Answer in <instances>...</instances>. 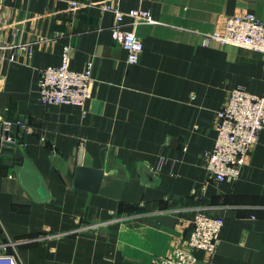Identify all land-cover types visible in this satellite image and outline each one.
I'll return each mask as SVG.
<instances>
[{
  "label": "crops",
  "instance_id": "0c3cea01",
  "mask_svg": "<svg viewBox=\"0 0 264 264\" xmlns=\"http://www.w3.org/2000/svg\"><path fill=\"white\" fill-rule=\"evenodd\" d=\"M70 1L0 0V122L48 196L34 201L0 148L6 251L16 264H152L187 247L200 208L224 222L213 254L195 250L197 264H264V128L234 182L205 168L230 90L264 94V53L203 41L229 15L264 21V0ZM106 3L151 15L124 19L142 42L135 64ZM65 50L70 69L91 64L83 106L40 98V70ZM79 160L87 170L77 174Z\"/></svg>",
  "mask_w": 264,
  "mask_h": 264
},
{
  "label": "built area",
  "instance_id": "2783aa9c",
  "mask_svg": "<svg viewBox=\"0 0 264 264\" xmlns=\"http://www.w3.org/2000/svg\"><path fill=\"white\" fill-rule=\"evenodd\" d=\"M80 4L79 1L71 0L69 7L75 10ZM99 7L113 12L112 36L125 50L126 61L129 64L137 63L142 42L134 31L123 27L124 19L126 16L131 17L133 24L151 22L150 13L140 8L121 11L107 3ZM203 41H216L264 53V21L251 12L229 15L222 28L205 33ZM68 61L65 50L60 64L48 65L40 70L38 88L43 103L85 104L93 81L91 64L77 71L69 68ZM4 124L11 126L12 122L5 120ZM16 124L22 123L17 121ZM263 128L264 94H253L240 86L231 89L225 103L216 111V136L212 148L206 152L205 168L209 176L219 182H234ZM223 222L222 216H212L197 208L191 220L187 247L176 245L167 255L155 257L152 264H197L195 250L213 254ZM5 246L6 243L0 242V264H16L15 257L6 251Z\"/></svg>",
  "mask_w": 264,
  "mask_h": 264
},
{
  "label": "water",
  "instance_id": "95a60500",
  "mask_svg": "<svg viewBox=\"0 0 264 264\" xmlns=\"http://www.w3.org/2000/svg\"><path fill=\"white\" fill-rule=\"evenodd\" d=\"M0 148L3 152L4 157L12 159L7 160L5 164L11 166L14 165L17 167V177L20 180L21 185L28 191L32 199L37 202L47 200L48 196H43L41 192L42 183L37 169L32 164V162L26 156H24L22 149L17 145V143H15V138L12 133L8 129L2 130L1 122ZM78 163L79 165L76 167L77 174H79L83 170H87V167L80 166V160L78 161ZM96 172L100 174V172Z\"/></svg>",
  "mask_w": 264,
  "mask_h": 264
}]
</instances>
